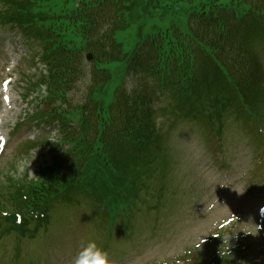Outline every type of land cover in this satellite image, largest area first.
<instances>
[{"label":"trees","instance_id":"obj_1","mask_svg":"<svg viewBox=\"0 0 264 264\" xmlns=\"http://www.w3.org/2000/svg\"><path fill=\"white\" fill-rule=\"evenodd\" d=\"M7 1L21 34L40 50L46 68L34 76L33 118L58 126L54 151L61 153L36 179L16 182L17 207L47 208L60 186L76 188L71 182L82 191L88 180L115 183L121 174L114 163L124 152L140 166L138 153L145 156L160 137L156 94L188 95L194 103L180 112L198 113L215 128H225L230 114L248 132L264 120V63L255 49L264 42V0H49L39 16L31 11L34 0ZM145 16L162 18L167 31L146 29ZM129 75L137 81L131 89ZM65 164L75 169L68 176Z\"/></svg>","mask_w":264,"mask_h":264},{"label":"rangeland","instance_id":"obj_2","mask_svg":"<svg viewBox=\"0 0 264 264\" xmlns=\"http://www.w3.org/2000/svg\"><path fill=\"white\" fill-rule=\"evenodd\" d=\"M34 1L31 11L38 16L52 5L49 0ZM7 2L0 0L3 22ZM146 18V29L167 31L162 18ZM256 51L264 63V42ZM35 61L20 36L0 25V150L7 141L0 154V210L13 211L16 182L36 179L43 167L53 164V156L61 154L52 145L60 138L57 130L37 129L34 119L25 116L28 109L32 113L31 99L38 95L32 86L40 70ZM87 82L73 94L75 102L82 101ZM136 83L131 76L126 80L128 88ZM111 87L110 99L116 85ZM27 89L31 95L25 99ZM170 102L176 100L155 101L160 137L152 152L149 146L146 155L142 152L145 156L138 153L143 157L140 166L124 152L114 163L121 174L115 183L96 180L80 184L84 193L65 190V199L48 206L45 223L28 216L29 222L14 232L0 222V264H73L89 240L107 249L114 264H264V175L256 168V149L240 142L230 114L224 119L226 156L215 161L198 121L173 113ZM214 145L219 147V142ZM71 166L65 164L62 174H72ZM111 201L119 209L114 221L109 218ZM22 209L26 216L32 212ZM22 231H32L35 237L21 238Z\"/></svg>","mask_w":264,"mask_h":264},{"label":"clouds","instance_id":"obj_3","mask_svg":"<svg viewBox=\"0 0 264 264\" xmlns=\"http://www.w3.org/2000/svg\"><path fill=\"white\" fill-rule=\"evenodd\" d=\"M73 264H114L109 253L95 240L85 243L73 258Z\"/></svg>","mask_w":264,"mask_h":264},{"label":"water","instance_id":"obj_4","mask_svg":"<svg viewBox=\"0 0 264 264\" xmlns=\"http://www.w3.org/2000/svg\"><path fill=\"white\" fill-rule=\"evenodd\" d=\"M88 59H91V56L90 55L88 56Z\"/></svg>","mask_w":264,"mask_h":264}]
</instances>
